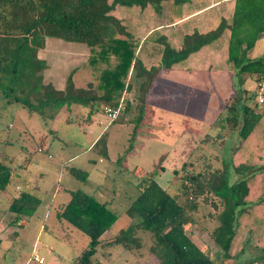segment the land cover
<instances>
[{"label": "trees", "instance_id": "obj_1", "mask_svg": "<svg viewBox=\"0 0 264 264\" xmlns=\"http://www.w3.org/2000/svg\"><path fill=\"white\" fill-rule=\"evenodd\" d=\"M212 3L191 19L190 26L182 24L178 31L154 25V18L165 13L168 21L177 22ZM204 13L210 15L208 20ZM128 18L137 33L129 29ZM263 36L264 0H0V66L9 70L4 71L8 79L4 95L44 118H54L57 110L78 104L88 109L89 121L92 114H107V109L117 108L123 100L117 117L123 120L131 109L128 96L133 78L138 88L132 120L142 124L150 118L148 102L158 77L175 67L194 66L198 57L215 65L223 59L238 85L223 106L226 115L220 117L222 128L237 135L230 142L229 163L217 167L207 160L197 170L196 163L184 162L174 173L181 185L173 192L155 176L144 175L126 209L136 221L126 229L101 239L118 215L108 202L80 189L70 191L69 201L57 214L89 237L87 247L76 257L77 264H94L100 246L120 245L138 255L143 247L139 231L150 233L149 252L159 264H264V103L263 107L252 103L264 79V54L250 57ZM46 37L86 44L89 64L105 65L96 81L76 87L75 68L64 89L45 83L44 63L36 54ZM146 41L152 47L150 64L138 52ZM213 45L220 51L216 56L210 52ZM249 77L258 84L254 91L245 87ZM222 134L206 133L200 144L217 143L224 148L227 142ZM11 165L0 161V192L13 180ZM232 167L241 177L233 183ZM71 174L83 182L89 178L77 168H71ZM40 203L37 195L22 191L10 209L31 216ZM198 214L208 221L203 229L221 250V258L205 252L187 234L185 225ZM249 248L256 254L240 261Z\"/></svg>", "mask_w": 264, "mask_h": 264}, {"label": "rangeland", "instance_id": "obj_2", "mask_svg": "<svg viewBox=\"0 0 264 264\" xmlns=\"http://www.w3.org/2000/svg\"><path fill=\"white\" fill-rule=\"evenodd\" d=\"M127 11L130 14L134 12ZM167 19L166 14L155 17L154 25L165 23ZM128 25L137 33L129 18ZM50 42L47 47L43 42L47 48L43 52V76L46 75L47 82L52 81L57 89L65 87L68 75L75 68L73 79L76 87H85L89 81H96L100 70L105 67L103 64H89L90 52L84 43L52 37ZM262 54L264 37L250 52V57ZM139 56L150 64L151 43L146 41L141 44ZM114 62L113 59L112 64ZM206 63L198 57L193 65H198L200 71L186 69L175 73L171 70L162 74L148 102L150 118L147 121L145 118L142 124L132 120L137 113L138 88L133 78L134 88L128 96L131 109L125 112L123 120L121 117L111 120L106 113L99 111L92 114L88 121V109L78 104L57 110L54 118H44L37 111H31L4 95L8 85L5 72L9 73V70L0 66V161L12 164L18 173L7 189L0 192V210L17 192L16 185L28 179L27 189L35 190L43 198L31 225L37 224L38 229L41 225L46 228L41 229L33 255L30 244L23 246V258L12 264H24L28 258L31 259L29 264H38L35 255L43 258L45 264H77L76 257L87 247L89 237L56 214L69 201L72 190L80 189L92 194L108 202V206L116 212L118 219L104 234L103 239L106 240L136 221L126 209L130 200L138 194L136 184L144 175L157 177L163 186L170 185L173 192L181 185L180 176L173 178L174 173L181 170L184 162L196 163L197 170H201L208 161L217 167L229 163L230 142L236 141L237 135L222 128L220 117L226 115L223 106L238 85H235L236 79L223 59L216 61L213 71L206 70ZM255 85L258 84L253 77L245 83L251 91L255 90ZM252 103H258V96ZM133 129H136L134 133ZM206 133H223L226 146L200 144ZM214 156L219 159L215 160ZM71 168L86 171L88 181L74 177ZM229 174L232 183L241 178L233 167ZM45 216L47 218L43 223ZM195 217L194 222L185 225L187 234L205 252L221 258V250L203 229L208 221L199 214ZM138 235L143 242L138 255L120 245L100 246L94 264H159L149 252L152 243L150 233L139 231ZM48 244L54 252L49 251ZM62 253V259L53 260L54 254ZM255 254L256 251L249 248L239 260L245 261Z\"/></svg>", "mask_w": 264, "mask_h": 264}, {"label": "crops", "instance_id": "obj_3", "mask_svg": "<svg viewBox=\"0 0 264 264\" xmlns=\"http://www.w3.org/2000/svg\"><path fill=\"white\" fill-rule=\"evenodd\" d=\"M214 4L215 3H212L210 6L204 8V9H202L200 11L194 10L195 12L192 11L191 14H189L188 16H185L184 18H182L181 20H178L177 22H172V21L169 20V21H167L165 23L159 24V26H161V27L164 26L166 28L168 27V28H171V30L178 31L179 29H181L180 26L182 24H184V26H186V27L188 25L190 26V24H192L193 21H194V20H191V19H193V17L195 15L206 11V9L210 8ZM165 14H166V17H167V13H165ZM203 15H204V18L206 20H208L210 18V15H208V13H204ZM210 20H212L214 22V19H210ZM262 38H260V39H262ZM44 45L46 47L48 45H51L50 37H46L45 38ZM46 47L42 46L41 48L38 49L36 55H37V58L39 60L44 59L45 53L43 54V52L46 51V49H47ZM255 47H256V45H255ZM210 50H211L210 52L214 56H216L220 52V51H218V49L216 48L215 45H213ZM88 51H89V49H88ZM138 52H139V50H138ZM227 66L231 70V66L228 65V64H227ZM198 67H199L198 65H196V66L195 65L194 66L185 65L183 67H175L176 69L173 68L172 70H175V73L176 72H182V70H186V69L193 70V71H200L198 69ZM215 67H216L215 64H211V63H209V61H207V63H206V70L207 71H213V70H215ZM169 71H171V70H169ZM166 72H168V71H166ZM166 72H163L162 74H164ZM159 77H158L156 86L158 85ZM43 78H44V82L45 83H48V82L52 83V81H49V80L47 82L46 75H44ZM64 88H62V89H64ZM21 167L24 168V169H27L26 166H21ZM15 174H18V173H16L15 170H13V176ZM157 179L158 178L156 177V180ZM28 184H29L28 179H24L23 183L17 184L16 185L17 192L15 193V195L13 196L11 201H9L7 205L3 206V210H0V264H12V263L17 262L19 259L23 258L22 247L23 246H27L28 244H30V246H31V254L33 255V253L36 251L37 246H38L37 245L38 244L37 240L39 238V234L41 232V229L42 228H43V230L46 229L44 225H41L40 229L37 228V224L35 226L31 225V224H34L33 218L37 215L38 210H39V208L41 207V205L43 203V198L41 196L37 195V192H35V190H31L30 188L27 189ZM22 191H29V192L37 195L41 199V203L36 208L35 213L33 215H31V216L19 215V214H16L15 212L11 211V209H10V205H11L13 199H15V198L17 199L20 196ZM61 209L57 210V213H58V211H61ZM57 216H58V214H57ZM46 218H47V216H45V218L42 220L43 223H45L44 221H45ZM69 224H71V223L69 222ZM104 234L102 235L101 239H103ZM46 246L48 247L49 251H53L54 252V250L52 249L50 244H48ZM56 255L55 254L53 255V260L54 261H57V260L59 261V259H62L63 253L60 254V255L59 254H56ZM30 260L31 259L28 258L27 261L24 264H29ZM45 263H46V261H44L43 263H39L38 262V264H45ZM49 264H51V263H49Z\"/></svg>", "mask_w": 264, "mask_h": 264}, {"label": "built area", "instance_id": "obj_4", "mask_svg": "<svg viewBox=\"0 0 264 264\" xmlns=\"http://www.w3.org/2000/svg\"><path fill=\"white\" fill-rule=\"evenodd\" d=\"M259 95H258V104L262 105L264 103V79L259 83ZM124 108L123 100H121L120 105L115 109H107V116L111 120L117 119L119 116L121 110ZM34 259H36L39 263H43V258L38 257L37 255L34 256Z\"/></svg>", "mask_w": 264, "mask_h": 264}]
</instances>
